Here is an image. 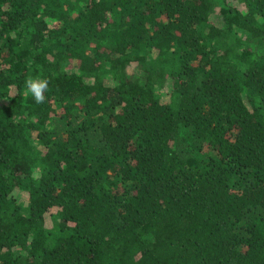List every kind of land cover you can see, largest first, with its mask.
Segmentation results:
<instances>
[{
	"label": "trees",
	"instance_id": "obj_1",
	"mask_svg": "<svg viewBox=\"0 0 264 264\" xmlns=\"http://www.w3.org/2000/svg\"><path fill=\"white\" fill-rule=\"evenodd\" d=\"M0 264H264V0H0Z\"/></svg>",
	"mask_w": 264,
	"mask_h": 264
},
{
	"label": "clouds",
	"instance_id": "obj_2",
	"mask_svg": "<svg viewBox=\"0 0 264 264\" xmlns=\"http://www.w3.org/2000/svg\"><path fill=\"white\" fill-rule=\"evenodd\" d=\"M49 86L47 78L29 77L25 80L26 91L31 94L37 104L45 101V92Z\"/></svg>",
	"mask_w": 264,
	"mask_h": 264
},
{
	"label": "rangeland",
	"instance_id": "obj_3",
	"mask_svg": "<svg viewBox=\"0 0 264 264\" xmlns=\"http://www.w3.org/2000/svg\"><path fill=\"white\" fill-rule=\"evenodd\" d=\"M222 3V2H221ZM219 4V6L215 9V13L212 16V19L215 20L216 23H218L220 21V8L222 7V4ZM235 34L239 37H243L246 35V32L243 29L238 28L237 30H235Z\"/></svg>",
	"mask_w": 264,
	"mask_h": 264
}]
</instances>
